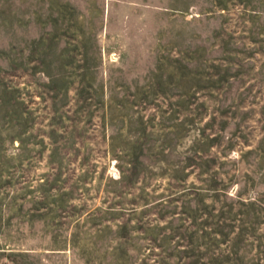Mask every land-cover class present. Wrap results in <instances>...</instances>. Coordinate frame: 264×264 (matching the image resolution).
<instances>
[{
	"label": "rangeland",
	"instance_id": "374dc122",
	"mask_svg": "<svg viewBox=\"0 0 264 264\" xmlns=\"http://www.w3.org/2000/svg\"><path fill=\"white\" fill-rule=\"evenodd\" d=\"M0 264H264V0H0Z\"/></svg>",
	"mask_w": 264,
	"mask_h": 264
}]
</instances>
